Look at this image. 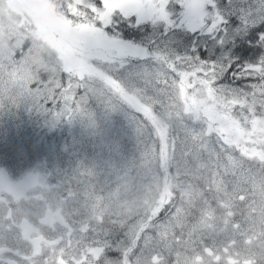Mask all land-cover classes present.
Returning a JSON list of instances; mask_svg holds the SVG:
<instances>
[{"label":"trees","instance_id":"16d2710c","mask_svg":"<svg viewBox=\"0 0 264 264\" xmlns=\"http://www.w3.org/2000/svg\"><path fill=\"white\" fill-rule=\"evenodd\" d=\"M51 2L64 13L57 0ZM84 2L73 0L70 10L78 12L76 5ZM229 19L234 26L239 24L237 17ZM26 20L28 24L0 0V99L4 105L0 108V176L18 179L30 172L40 174L39 182L25 195L0 199V244L15 247L18 243L13 218H33L51 208L75 225L76 242L84 240L89 252L103 248V264L133 263L135 258L141 264H216L206 248L214 254L223 246L232 252L237 245L244 248L242 255L264 264V158L248 156L208 127L186 143H169L165 131L157 149L138 134L133 109L123 106L112 111L94 98L87 105L91 118L78 115L52 123L47 113L33 110L22 97L36 88L37 81L69 70ZM259 27L264 30V25ZM233 51L241 60L258 55L246 39L238 41ZM248 67L251 71L243 72L245 81H229L239 91L222 94L210 81L204 84L223 95L237 117L253 122L264 119V62ZM189 111L186 108L185 114ZM194 113L207 118L202 112ZM262 132L257 141L264 150ZM143 221L148 225L142 231L136 228L130 237L136 222ZM152 254L160 260L154 263Z\"/></svg>","mask_w":264,"mask_h":264},{"label":"snow or ice","instance_id":"6c2138e0","mask_svg":"<svg viewBox=\"0 0 264 264\" xmlns=\"http://www.w3.org/2000/svg\"><path fill=\"white\" fill-rule=\"evenodd\" d=\"M57 3L76 30V62L83 66L37 81L22 97L52 123L91 118L87 105L94 98L112 111L133 109L146 144L159 149L165 131L169 143H186L206 130L207 121L185 114L182 89L203 99L204 81H210L222 94L236 92L231 82L245 81L248 65L264 62V0H128L119 6L85 0L76 13L70 10L73 0ZM244 39L258 52L251 60L233 51Z\"/></svg>","mask_w":264,"mask_h":264},{"label":"rangeland","instance_id":"374dc122","mask_svg":"<svg viewBox=\"0 0 264 264\" xmlns=\"http://www.w3.org/2000/svg\"><path fill=\"white\" fill-rule=\"evenodd\" d=\"M127 2L128 0H108V3L116 6ZM196 2L197 0H193L194 5ZM8 3L15 9H19L20 7L18 8V6L24 7L21 11L26 16V19H29L32 23L37 34L43 36L42 39L49 43L50 49L59 54L66 70L70 71L83 66L76 62L78 49L75 44L76 30L73 23L61 14L54 13L53 9L49 6V0H24V3L20 0L18 2L16 0H8ZM182 98L190 111L204 113L207 117L208 130L222 132L223 134H220L223 135L225 141L236 144L240 147V150L248 155L264 156V150L260 147L259 141H257L259 134L263 133L262 130H264V119H255L257 121L253 122H247L245 119L241 120L230 111V102L223 95L215 92L211 86H206L203 99L189 96L186 89H182ZM39 180L38 174L34 172L27 173V175L17 180H13L9 176H0V194L2 196L8 192L16 195L23 194L27 191L28 186H34ZM56 221L58 222V220ZM136 223L135 228H132L129 233L130 237L133 236L136 228L139 230L148 225L146 224L147 222L143 225L144 221ZM28 229L34 233H38L33 225H29ZM27 235L31 242L36 238V235L32 233H28ZM78 247L88 251L90 249L84 240L81 241ZM61 254H63V251ZM5 256L6 254H0V258H4ZM49 256L51 257V255ZM132 260L133 264H141L136 258ZM118 263L124 264L123 261Z\"/></svg>","mask_w":264,"mask_h":264},{"label":"flooded vegetation","instance_id":"af4514ba","mask_svg":"<svg viewBox=\"0 0 264 264\" xmlns=\"http://www.w3.org/2000/svg\"><path fill=\"white\" fill-rule=\"evenodd\" d=\"M224 251H226V249H224ZM241 253H245V250L242 246L237 245L232 250V254L222 258L220 263H224V264H259L255 259L254 260L252 258L249 259L248 257H246V255H244V254L242 255ZM213 258L215 261H220L221 254L215 255ZM0 260L7 262V259H4V258H0ZM8 263H9V259H8Z\"/></svg>","mask_w":264,"mask_h":264},{"label":"bare ground","instance_id":"6f19581e","mask_svg":"<svg viewBox=\"0 0 264 264\" xmlns=\"http://www.w3.org/2000/svg\"><path fill=\"white\" fill-rule=\"evenodd\" d=\"M198 77H199V76H198ZM198 79H199V78H198ZM214 131H215V130H214ZM218 133H219V132H218ZM220 133H222V132H220ZM222 134H223V133H222ZM220 137H222V136H220ZM221 139H222V138H221ZM221 142H222V141H221ZM223 143H224V141H223ZM224 144H225V143H224ZM226 145H228V144H226ZM225 148H227V147H225ZM228 148H229V147H228ZM232 148H233V147H232ZM235 148H237V147H235ZM229 149H230V148H229ZM229 149H228V150H229ZM236 150H237V149H236ZM231 151H232V150H231ZM230 153H231V152H230ZM236 153H237V151H236ZM242 153H243V152H242ZM231 154H232V153H231ZM229 156H230V155H229ZM237 156H238V155H237ZM233 157H234V156H233ZM236 158H237V157H236ZM234 159H235V158H234ZM187 161H188V160H187ZM246 161H247V160H246ZM189 162H190V161H189ZM248 162H249V161H248ZM250 162H251V161H250ZM183 163H184V162H183ZM250 164H251V163H250ZM253 164H254V163H253ZM167 169H169V168H167ZM169 172H170V169H169ZM165 174H166V173H165ZM170 174H171V173H170ZM222 174H223V173H222ZM169 176H170V175H169ZM228 176H230V174H229ZM166 177H168V176H166ZM170 178H171V177H170ZM166 179H167V178H166ZM225 179H226V177H225ZM167 180H168V179H167ZM170 181H171V180H170ZM170 181H169V182H170ZM166 184H167V181H166ZM166 186H167V185H166ZM169 186H170V185H169ZM263 186H264V185H263ZM167 188H169V187H167ZM262 189H263V188H262ZM53 190H54V189H53ZM261 193H262V192H261ZM57 194H58V192H57ZM59 194H60V193H59ZM63 195H64V194H63ZM168 195H169V192H168ZM261 195H262V194H261ZM48 196H49V195H48ZM253 197H254V196H253ZM171 198H172V197H171ZM55 201H56V199H55ZM57 201H58V200H57ZM66 201H67V200H66ZM206 201H207V200H206ZM173 202H174V201H173ZM56 203H57V202H56ZM58 204H59V203H58ZM174 204H175V203H174ZM183 204H184V203H183ZM22 205H23V204H22ZM68 205H69V204H68ZM156 205H157V204H156ZM216 205H217V204H216ZM53 206H54V205H53ZM154 206H155V205H154ZM154 206H153V207H154ZM164 206H165V205H164ZM157 207H160V210L162 209V206H160V205L157 206ZM53 208H54V207H53ZM65 208H66V207H65ZM165 208H167V207H165ZM165 208H164V209H165ZM230 208H231V207H230ZM230 208L228 207V209H230ZM153 209H155V208H153ZM204 209H205V208H204ZM226 209H227V207H226ZM228 209H227V211H228ZM156 210H157V209H155V212H156V213L154 212L155 214H157L158 211H159V210H158V211H156ZM207 211H209V210H207ZM219 211H220V210H219ZM227 211H226V214L228 215ZM168 212H169V211H168ZM170 212H171V211H170ZM229 212H231V211L229 210ZM67 213H68V212H67ZM166 213H167V212H166ZM241 213H243V212H241ZM28 214H29V213H28ZM120 214H121V213H120ZM71 215H72V214H71ZM151 215H152V211H151ZM153 215H154V214H153ZM167 215H168V214H167ZM149 216H150V215H149ZM165 216H166V215H165ZM172 216H173V215H172ZM237 216H238V215H237ZM240 216H241V215H240ZM261 216H262V215H261ZM18 217H19V216H18ZM89 217H90V216H89ZM150 217H151V216H150ZM189 217H190V215H189ZM153 218H154V216H153ZM166 218H167V217H166ZM225 218H226V217H225ZM237 218H238V217H237ZM239 218H240V217H239ZM130 219H131V218H130ZM130 219H129V221H131ZM157 219H158V218H157ZM157 219H154V220L157 221ZM160 219H161V218H160ZM230 219H231V218H230ZM151 220H152V219H151ZM154 220H153V224H154ZM226 220H227V218H226ZM231 220H232V219H231ZM164 221H165V220H164ZM146 222H147V221H146ZM232 222H234V221H232ZM262 222H263V220H262ZM148 223H149V222H148ZM148 223H147V224H148ZM150 223H151V222H150ZM235 223H236V222H235ZM235 223H234V224H235ZM123 224H124V223H123ZM189 224H190V223H189ZM189 224H188V226H190ZM230 224H231V223H230ZM242 224H243V223H242ZM242 224H241V225H242ZM247 224H248V223H247ZM150 225H151V224H150ZM172 225H173V224H172ZM236 225H237V224H236ZM236 225H235V226H236ZM259 226H260V225H259ZM261 226H262V224H261ZM244 227H245V226H244ZM142 228H143V227H142ZM151 228H152V227H151ZM175 228H176V227H175ZM175 228H174V229H175ZM153 229H154V228H153ZM219 229H220V228H219ZM243 229H244V228H243ZM234 230H235V229H234ZM113 231H114V230H113ZM248 231H250V230H248ZM153 232H154V231H153ZM153 232H152V233H153ZM167 232H168V231H167ZM33 233H34V232H33ZM223 233H224V232H223ZM259 233H260V230H259ZM259 233H258V234H259ZM170 234H171V233H170ZM185 234H186V233H185ZM185 234H184V235H185ZM175 235H177V234H175ZM198 235H199V234H198ZM256 235H257V234H255V236H256ZM30 236H31V235H30ZM178 236H179V235H178ZM216 236H217V235H216ZM234 236H235V235H234ZM239 236H240V235H239ZM175 237H176V236H175ZM175 237H173V238L175 239ZM179 237H180V236H179ZM217 237H218V236H217ZM217 237H216V238H217ZM261 237H262V236H261ZM36 238H37V237H36ZM167 238H168V237H167ZM224 238H225V237H224ZM228 238H229V237H228ZM179 239H180V238H179ZM186 239H187V237H186ZM205 239H206V238H205ZM222 239H223V237H222ZM258 239H259V238H258ZM180 240H181V239H180ZM183 240H184V239H183ZM193 240H194V238H193ZM218 240H219V238H218ZM170 241H171V239H170ZM175 241H176V239H175ZM178 241H179V240H178ZM231 241H232V240H231ZM163 242H164V241H163ZM167 242H168V241H167ZM172 242H173V241H172ZM179 242H181V241H179ZM157 243H158V242H157ZM165 243H166V242H165ZM170 243H171V242H170ZM201 243H202V242H201ZM168 244H169V243H168ZM176 244H177V243H176ZM207 244H208V242H207ZM174 245H175V244H174ZM177 245H178V244H177ZM200 245H202V244H200ZM168 246H169V245H168ZM182 246H183V245H182ZM161 247H162V245H161ZM164 247H166V245H165ZM170 247H171V246H170ZM167 248H168V247H167ZM174 248H175V247H174ZM176 248H177V247H176ZM154 249H155V248H154ZM196 249H197V248H196ZM155 250H156V249H155ZM169 250H170V248H169ZM190 250H191V249H190ZM167 252H168V249H167ZM176 252H177V251H176ZM61 253H62V252H61ZM168 253H170V252H168ZM190 253H191V252H190ZM171 254H172V253H171ZM173 254H174V253H173ZM173 254H172V255H173ZM168 256H169V255H168ZM173 256H174V255H173ZM49 257H50V256H49ZM172 258H173V257H172ZM177 258H178V257H177ZM174 259H175V258H174ZM178 259H179V258H178ZM47 260H48V259H47ZM170 260H171V259H170ZM51 261H52V260H51ZM172 261L175 263L174 260H171L170 263H171ZM47 262L49 263V262H50V259H49V261H47ZM42 263H44V262H42ZM51 263H52V262H51ZM51 263H49V264H51ZM176 263H177V262H176Z\"/></svg>","mask_w":264,"mask_h":264}]
</instances>
